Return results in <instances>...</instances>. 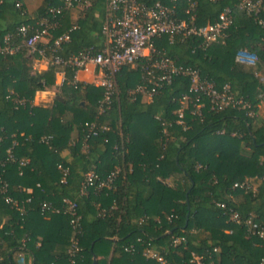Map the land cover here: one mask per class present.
<instances>
[{
    "label": "trees",
    "instance_id": "obj_1",
    "mask_svg": "<svg viewBox=\"0 0 264 264\" xmlns=\"http://www.w3.org/2000/svg\"><path fill=\"white\" fill-rule=\"evenodd\" d=\"M141 1L171 8L177 19L193 16L195 26L214 23L229 8L232 25L224 39L201 49L194 38L169 43L162 37L153 42L154 56L196 70L217 90L227 85L256 115L230 107L212 112L205 105L199 118L187 105L178 125L188 79L174 77L146 100L129 94L140 83L138 68L129 66L115 75V92L99 112L102 87L76 82L69 67L33 70L32 61L41 57L23 42L47 21L56 27L45 44H37L45 47V59L51 42L72 27L54 55L66 59L90 47L101 50L106 0L55 16L48 10L59 0H40L31 14L23 0H0V180L7 185L6 195L0 194V264H157L143 257L144 249L167 264H195L194 257L200 264H264V237L248 234L242 223L252 216L264 227V125L257 115L264 104V28L238 11V0ZM20 26L30 28L25 37ZM5 47L14 51L5 53ZM241 50L256 62L237 63ZM57 72L63 82L51 103L33 106L35 93L55 87ZM58 167L67 170L63 183ZM115 169L111 186L97 189ZM89 172L96 179L84 187ZM244 180L253 190L232 188ZM63 199L76 205L79 233L62 212ZM41 203L59 212L42 214ZM233 212L239 224L229 220ZM174 238L181 239L175 246ZM72 239L79 248L73 257Z\"/></svg>",
    "mask_w": 264,
    "mask_h": 264
},
{
    "label": "built area",
    "instance_id": "obj_2",
    "mask_svg": "<svg viewBox=\"0 0 264 264\" xmlns=\"http://www.w3.org/2000/svg\"><path fill=\"white\" fill-rule=\"evenodd\" d=\"M59 1L61 2L60 6L51 7L48 10V13L52 16L59 15L64 10L87 7L90 0ZM19 6L20 4L15 5L17 8ZM105 7L107 16L101 26V35L105 39V44L98 51L90 47L66 59L54 55V53L59 51L60 45L68 40V33L74 30V27H72L51 42L48 47L51 54L48 59H45V47L37 49V44L42 43L43 45L46 43L50 30L56 27L55 22L42 21L34 29L20 26L18 33L25 37L27 30H32L31 34L24 39L23 46L29 52L35 51L41 59L47 61V64L69 67L75 72L84 70L88 66L97 68L101 72L98 86L104 90L103 99L98 108L99 112L108 107L115 92V75L122 67L129 66L138 68L140 79V83L129 92L132 96L137 94L150 99L158 90L169 85L174 77L181 76L188 79V91L180 97L181 109L177 116L178 125H182V110L187 105L191 106L190 114L199 118L205 105L212 112H218L230 107L244 110L245 115L249 118L256 115L254 111L250 110L246 102L233 97L227 85L217 90L212 81L201 77L196 70L179 66L163 54L154 56L156 51L153 42L155 39L162 37H165L169 43H172L176 38L180 40L194 38L199 42L201 49H205L210 44L224 39L227 29L232 25L231 10L229 8L223 9L214 23L195 26L193 24V16L177 19L171 8L159 3L147 5L141 0H106ZM236 8L245 16L252 17L258 27L264 28V0H238ZM2 51L12 53L14 49L5 47ZM256 60L255 55L245 50L238 51L235 55V61L243 65H253ZM55 75L63 76V73L57 72ZM62 82L63 79L61 80ZM22 102V100H19L17 103L22 104ZM87 127L90 133L94 135V124H90ZM101 128L102 130H107L104 126ZM5 153L7 159H11L9 149ZM58 168L62 175L60 182L63 183L67 170ZM117 174L118 169L112 171L104 180L98 182L97 189L109 188ZM95 179L96 177L92 172L87 173L84 187L91 185ZM232 188L244 191L251 190V180L234 183ZM6 193L7 185L0 180V194L6 195ZM4 202L13 203L8 196H4ZM27 202L29 201L26 200ZM217 206L223 207L220 204H217ZM45 211L59 212V210L51 208L46 203H41L40 212L43 214ZM62 212L71 217L70 225L74 234L79 233V216L76 214L75 203L68 199H63ZM170 217L166 219L169 220ZM229 220L236 224L241 222L239 216L234 212L229 217ZM242 223L247 228L248 234L258 238L264 237V227L254 222L252 216L244 219ZM180 241L181 239L174 238L172 245L175 246ZM68 252L71 257L79 252L76 239L71 240ZM142 255L146 259L154 260L157 264H167L162 257L151 249H144ZM200 259V257H194L190 262L200 264Z\"/></svg>",
    "mask_w": 264,
    "mask_h": 264
},
{
    "label": "crops",
    "instance_id": "obj_3",
    "mask_svg": "<svg viewBox=\"0 0 264 264\" xmlns=\"http://www.w3.org/2000/svg\"><path fill=\"white\" fill-rule=\"evenodd\" d=\"M23 3L25 6H27L24 0H23ZM28 10L29 9H27V11ZM104 44H105V39L102 43V46H101L102 48L104 47ZM31 66L33 70H36L38 72L44 71L47 68V61L45 59H34L32 61ZM100 78H101V72L97 68H94L92 66H88L86 69L80 70L74 73V80L76 82L84 83V84H92L94 86H98V82L100 81ZM62 79H63L62 75H55V87L50 89L49 91L35 93L33 100H32V105L33 106L49 105L52 101L54 93L56 92L57 88L61 85ZM146 100H149V99L146 98ZM263 106L264 104L258 107L257 115L259 119L262 120V123L264 125V109H262Z\"/></svg>",
    "mask_w": 264,
    "mask_h": 264
},
{
    "label": "rangeland",
    "instance_id": "obj_4",
    "mask_svg": "<svg viewBox=\"0 0 264 264\" xmlns=\"http://www.w3.org/2000/svg\"><path fill=\"white\" fill-rule=\"evenodd\" d=\"M30 1V2H29ZM33 1H35V2H33ZM24 2H26V5L27 6H25V9H26V11H27V9H29L28 11H27V13L28 14H31V13H33V11L38 7V5L40 4V0H24ZM27 7V8H26ZM262 109H264V106L262 107Z\"/></svg>",
    "mask_w": 264,
    "mask_h": 264
},
{
    "label": "water",
    "instance_id": "obj_5",
    "mask_svg": "<svg viewBox=\"0 0 264 264\" xmlns=\"http://www.w3.org/2000/svg\"><path fill=\"white\" fill-rule=\"evenodd\" d=\"M94 264V263H93Z\"/></svg>",
    "mask_w": 264,
    "mask_h": 264
}]
</instances>
